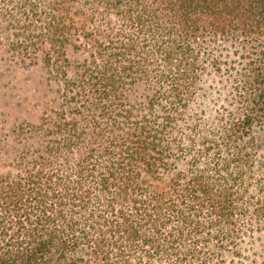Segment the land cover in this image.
Wrapping results in <instances>:
<instances>
[{
  "label": "trees",
  "instance_id": "16d2710c",
  "mask_svg": "<svg viewBox=\"0 0 264 264\" xmlns=\"http://www.w3.org/2000/svg\"><path fill=\"white\" fill-rule=\"evenodd\" d=\"M0 40L53 92L0 141V264L243 259L264 0H0Z\"/></svg>",
  "mask_w": 264,
  "mask_h": 264
},
{
  "label": "rangeland",
  "instance_id": "374dc122",
  "mask_svg": "<svg viewBox=\"0 0 264 264\" xmlns=\"http://www.w3.org/2000/svg\"><path fill=\"white\" fill-rule=\"evenodd\" d=\"M48 87L43 69L34 67L30 58L9 55L0 40V141L3 144L6 142L4 134H8L13 122L34 123L40 117L53 96ZM257 142L256 163L264 167V130ZM252 237L248 231L242 237L243 259L232 261L229 258L225 264H264V232L255 237L254 243L250 241Z\"/></svg>",
  "mask_w": 264,
  "mask_h": 264
}]
</instances>
